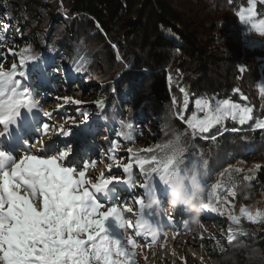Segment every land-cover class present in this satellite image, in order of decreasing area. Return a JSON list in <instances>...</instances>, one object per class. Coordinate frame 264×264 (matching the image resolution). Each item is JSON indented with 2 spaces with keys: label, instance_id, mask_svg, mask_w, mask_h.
Returning <instances> with one entry per match:
<instances>
[{
  "label": "snow or ice",
  "instance_id": "1",
  "mask_svg": "<svg viewBox=\"0 0 264 264\" xmlns=\"http://www.w3.org/2000/svg\"><path fill=\"white\" fill-rule=\"evenodd\" d=\"M258 3L264 4V0H247V7L237 12L239 21L247 26L244 35L250 46L256 45L249 38L250 33L264 37V18H258ZM8 29L9 25L0 23V32L7 33ZM7 40L5 35L0 45H5ZM6 51L14 61L18 58V63L5 68L7 56L0 53V264H137L136 249L157 245L166 238L165 223L172 225L176 221L174 216L162 211L165 202L169 205L170 190L181 176L187 179L186 191L192 185H202L200 177L206 172L207 160L201 159L202 153L189 152L181 135H175L144 149L146 155L128 147L129 162L125 164L116 155L121 144L113 140L108 147L107 159L111 161L106 166L108 174L89 176L97 162L75 159L73 142L69 139L73 131L66 127L87 125L89 113L82 112L79 123L73 117L59 125L49 123L56 117L45 110L40 103L45 97L37 96L29 83V64H35L39 54L31 45L19 51L12 48ZM73 70L84 71V61L74 62ZM239 70L243 72L245 68ZM179 91L183 106L175 115L185 123V134L193 139H208L205 134L213 129L222 135L229 130L226 127L229 120L243 126L254 119L253 107L215 96L196 98L195 109L186 119L184 112L189 107L190 94L183 87ZM234 91L240 93L239 88ZM259 92L264 99V85ZM56 99L70 100L59 96ZM242 99L248 98L242 95ZM172 103L178 104L176 97ZM97 107L103 112V101H98ZM118 127L116 137L133 141L132 122L121 119ZM254 128L264 130V120L256 122ZM231 131L241 129L234 127ZM33 132L35 135H30ZM210 138L215 140L216 135ZM192 147L195 149L196 145ZM134 165L143 181L139 183L142 194L123 196L124 191H136ZM114 168L122 171L114 172ZM220 175L232 179L230 169H224ZM243 179L251 181L255 177ZM208 187L207 198H201V209L224 215L217 194V189L224 187L223 181L217 180ZM227 195L235 197L237 193L229 191ZM242 217L255 223L261 221L264 213L253 214L251 209L244 208L240 216L229 215L231 225L235 226L228 229L229 244L237 233L247 235L241 226ZM200 240L203 241V236Z\"/></svg>",
  "mask_w": 264,
  "mask_h": 264
},
{
  "label": "trees",
  "instance_id": "2",
  "mask_svg": "<svg viewBox=\"0 0 264 264\" xmlns=\"http://www.w3.org/2000/svg\"><path fill=\"white\" fill-rule=\"evenodd\" d=\"M246 4L247 0H0V23L9 25L7 33L0 32V39L8 37L0 50L7 56L5 64L11 65L18 58L14 61L4 50L31 45L40 58L29 64V81L42 78L45 67L51 78L68 74L74 62L83 60L85 70L73 73L84 86L98 85L105 107L103 112L93 106L74 107L73 116L66 109L69 117L79 123L81 113L88 112V121L99 116L113 133L119 130L121 119L130 121L135 127L134 139L151 147L181 135L189 152L202 153L201 159L207 160L200 179L202 187L209 189L213 171L217 174L235 159L264 154V130L254 128L264 118V99L259 92L264 42L252 47L242 39L237 12ZM262 5L258 3L257 10ZM181 87L190 94L186 119L201 96L230 98L251 106L254 119L243 126L229 120V130L222 135L213 129L205 134L208 139H193L175 115L183 106ZM173 97L178 102L175 106ZM148 121L158 126L155 131L146 130ZM234 127L241 131L232 132ZM114 140L122 148L133 142L115 134ZM261 160L255 179L239 181L252 197L238 189V204L253 203L264 191V157ZM218 225L227 235L211 240L207 248L212 257H232L248 235L264 251V232L256 230L264 229V220L255 224L244 221L241 226L251 233H237L231 244L225 233L231 224L222 220Z\"/></svg>",
  "mask_w": 264,
  "mask_h": 264
},
{
  "label": "rangeland",
  "instance_id": "3",
  "mask_svg": "<svg viewBox=\"0 0 264 264\" xmlns=\"http://www.w3.org/2000/svg\"><path fill=\"white\" fill-rule=\"evenodd\" d=\"M247 7V4L244 6ZM261 14V17H259ZM258 18H264V4L261 9L257 10ZM238 18V16H237ZM239 20V19H238ZM240 30L242 33V39L245 43H248V40L245 39V30L247 26L243 25L239 21ZM251 40L256 42L255 46L262 45L264 42L263 37L259 36L257 33L252 32L249 35ZM19 43L15 41V43ZM254 47V46H252ZM21 50L20 45H17V51ZM6 54H10L4 50ZM0 53L2 51L0 50ZM10 67L9 64H5V68ZM73 67L70 69L68 74L61 73L56 78H51L49 74V69L46 67L43 69V77H36V80L29 81L30 85L36 89L37 96H43L45 99H41L40 103L44 105L45 110L53 112L55 118L54 121H49V123H55L57 125L62 124L69 117L66 113V109H71V115H75L74 107L79 106H93L97 107V102L102 101L101 91L98 88V85H82L76 74L73 73ZM264 85V76L261 79L259 88ZM61 98L69 97L70 100L65 102L63 99L57 100L56 97ZM47 101V103L45 102ZM75 101H80V104H76ZM58 105H63V107L58 108ZM243 105V104H242ZM246 106V105H244ZM98 108V107H97ZM202 115V114H201ZM264 120V118L260 119ZM258 120L257 122H259ZM66 127L72 128L73 135L69 137L73 142V156L79 162L82 160L91 161L96 160V167L91 169L88 172L89 176H99L101 172L108 174L107 164L110 163L107 159L108 147L111 141L114 140V133L108 128V126L99 118V116L93 118L92 121H88L87 125H81L80 128H76L71 124H67ZM156 124L153 122H147L146 130L155 131ZM32 135H35L33 132ZM56 137H53L55 139ZM131 146L136 150H140L141 155H146L143 152L144 149H148L151 146L149 144H143L139 139L135 138L131 142ZM127 145V144H126ZM117 151L116 155L122 158L123 163L129 162V153L127 152L128 146ZM101 153L104 154L101 157ZM262 155H249L245 158L235 159L222 167L217 174L213 171L211 173L212 183H215L217 180L223 181L224 187L222 189H217V194L221 198V204L219 205L220 211L224 212V215H220L219 212L212 213L210 218H203L202 215H191L185 209L182 211L181 208L177 210L168 211L169 205L165 202L162 211L166 215H172L176 218V221L172 225L165 223L164 232L167 229H171L172 233L166 235V238L159 240L158 244L152 247L145 245L142 248L136 249L137 252V264H262L264 259V251H260L253 242L251 236L243 238L241 244L238 246L237 250L232 257H225L223 260L216 259L210 255L209 249L207 246L210 244L212 239H215L217 236L227 235L222 233L218 222L225 220L227 223L231 224L229 215H241V210L244 208L251 209L253 214L257 211L264 213V191L258 193V198L250 204H238L239 196H229L227 192L235 191L239 189L240 193H246L247 197H252V193L244 186V184L239 183L245 182L243 177L245 176H254L256 175L259 168L256 166L262 165ZM224 169H230L232 174L231 180H226L225 177L220 175L221 171ZM236 169H241L237 172ZM114 172L120 173L121 169H113ZM134 178L137 181V188L135 193H129L124 191L123 196H130L133 194L140 195L142 190L139 188V183L143 181L140 178L139 169L134 165L133 167ZM205 198L208 196V190H204ZM254 195V194H253ZM138 208V206H135ZM201 212L206 214L209 213L207 210L204 211L201 209ZM206 212V213H205ZM206 216V215H205ZM264 220V217L261 218V221ZM186 221V224L184 223ZM250 222L246 218H241L242 223ZM253 223V222H251ZM258 223V222H255ZM254 223V224H255ZM232 227H235L231 225ZM259 232H264V229L257 228ZM130 232L132 230H129ZM250 232V231H247ZM228 233V231H225ZM251 233V232H250ZM203 236V241L200 240V237ZM222 238V237H221ZM174 253V255H173ZM262 261V262H261ZM264 264V263H263Z\"/></svg>",
  "mask_w": 264,
  "mask_h": 264
},
{
  "label": "clouds",
  "instance_id": "4",
  "mask_svg": "<svg viewBox=\"0 0 264 264\" xmlns=\"http://www.w3.org/2000/svg\"><path fill=\"white\" fill-rule=\"evenodd\" d=\"M187 179L181 176L175 187L169 192L168 211H175L183 207L187 212L199 215L201 211V198L205 195L204 188L200 184L192 185L186 189Z\"/></svg>",
  "mask_w": 264,
  "mask_h": 264
},
{
  "label": "bare ground",
  "instance_id": "5",
  "mask_svg": "<svg viewBox=\"0 0 264 264\" xmlns=\"http://www.w3.org/2000/svg\"><path fill=\"white\" fill-rule=\"evenodd\" d=\"M203 210L206 211L205 209H203ZM205 213H206V212H205ZM206 214H208V215L205 216V214L202 213L201 211H200V213H199V215H202L203 218H210L211 215H212V213H206ZM193 215H196V214L191 213V215H189L188 217H190V219H191V216L193 217ZM168 230H171V229H167V230H165L166 235H167V233L169 232ZM170 233H172V230H171L168 234H170Z\"/></svg>",
  "mask_w": 264,
  "mask_h": 264
}]
</instances>
